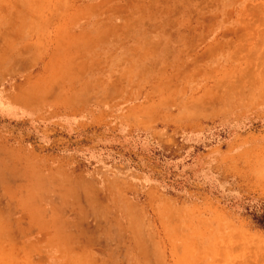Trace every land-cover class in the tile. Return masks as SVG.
I'll return each mask as SVG.
<instances>
[{
  "label": "rangeland",
  "instance_id": "rangeland-1",
  "mask_svg": "<svg viewBox=\"0 0 264 264\" xmlns=\"http://www.w3.org/2000/svg\"><path fill=\"white\" fill-rule=\"evenodd\" d=\"M264 0H0V264H264Z\"/></svg>",
  "mask_w": 264,
  "mask_h": 264
},
{
  "label": "trees",
  "instance_id": "trees-1",
  "mask_svg": "<svg viewBox=\"0 0 264 264\" xmlns=\"http://www.w3.org/2000/svg\"><path fill=\"white\" fill-rule=\"evenodd\" d=\"M259 212L252 211L249 213L253 223L264 230V208L259 207Z\"/></svg>",
  "mask_w": 264,
  "mask_h": 264
}]
</instances>
